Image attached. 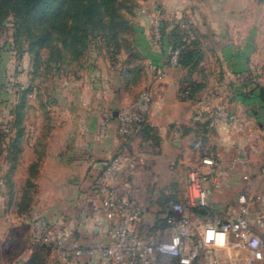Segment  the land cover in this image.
Returning a JSON list of instances; mask_svg holds the SVG:
<instances>
[{
  "label": "crops",
  "instance_id": "crops-1",
  "mask_svg": "<svg viewBox=\"0 0 264 264\" xmlns=\"http://www.w3.org/2000/svg\"><path fill=\"white\" fill-rule=\"evenodd\" d=\"M163 1L170 2L167 10L157 5L154 13L141 16L132 58L96 57L77 77L71 74L55 84L48 136L41 137L38 124L34 137L5 144L7 162L16 165L0 174V264H37L40 256H56L51 247H29L37 218L66 234L67 252L58 257L59 264H120L101 250L114 219L103 209L98 185L121 147L115 113L147 87L153 94L150 128L127 146L137 168L130 178L121 174L113 181L125 193L132 180L144 210L137 233L144 239L150 234L147 240L155 241L170 237L159 221L178 195L176 171L196 159L204 171L218 173L213 191L218 198L224 197L222 187L240 189L257 207L254 195L264 192V12L255 8L254 0ZM187 4H195L186 13L203 52L194 69L169 66L173 37L163 24L181 16ZM156 23L161 26L160 43L155 40ZM188 81L202 85L192 98L182 93ZM130 87L133 94L127 93ZM227 98L242 123L239 132L224 124L208 126L212 109ZM106 119L111 120L109 133L101 136ZM208 154H216L215 165L203 163ZM213 200L218 199L211 196L212 214L225 215ZM37 249L45 251L38 255Z\"/></svg>",
  "mask_w": 264,
  "mask_h": 264
},
{
  "label": "built area",
  "instance_id": "built-area-1",
  "mask_svg": "<svg viewBox=\"0 0 264 264\" xmlns=\"http://www.w3.org/2000/svg\"><path fill=\"white\" fill-rule=\"evenodd\" d=\"M183 28L187 34L186 43L172 48L168 62L171 67L179 66L182 50L196 38L190 25L183 24ZM154 29L155 40L160 43V23H156ZM188 94L189 90L185 91V95ZM152 102L153 94L147 87L130 104L119 110L116 117L121 147L109 161L98 185L103 209L114 219V225L108 232L109 241L101 249L103 255L120 264H152L154 253L172 258L175 264H218L214 247L207 240L210 236L221 234L235 238L233 245L245 251L246 264H264V192L258 197L256 208L249 194L242 193L225 215L214 216L210 200L217 175L213 170L188 171L191 206L200 209L201 214L182 216V207L176 203L168 217L170 238L167 241L147 240L137 233L144 210L133 190L132 180L128 181L129 189L125 193H121L113 181L121 174L130 178L137 168V160L128 154L127 146L147 124ZM110 123L109 119L103 122L100 127L101 136L108 135ZM220 124L232 131L242 130L239 117L231 110L229 98L220 101L211 111L209 127L214 128ZM203 163L213 166L215 160L207 155ZM261 173L264 174V168ZM246 179L249 177L246 176ZM178 213L180 217L176 216ZM29 246L54 247L65 256L66 234L61 229H54L48 220L37 218L32 222Z\"/></svg>",
  "mask_w": 264,
  "mask_h": 264
},
{
  "label": "rangeland",
  "instance_id": "rangeland-1",
  "mask_svg": "<svg viewBox=\"0 0 264 264\" xmlns=\"http://www.w3.org/2000/svg\"><path fill=\"white\" fill-rule=\"evenodd\" d=\"M169 4L170 2L163 0H117L112 12L101 13L98 17H94L91 24L84 30L85 43H87L85 48L81 49L77 46L69 52L63 51L60 45L55 48L37 46L32 49L30 44L33 40L29 32L32 36L36 34L37 30L34 25L29 31L24 32L20 40L16 41L12 17L2 18V15L0 16V174L7 173V170L16 165L14 162L10 164L7 162L8 151L5 144L8 141L17 139L21 143L22 139L34 137L37 131L33 128H37L38 124L42 129L41 137L45 138L52 132L49 125L53 120L55 84L61 80L63 82L68 80L71 74L77 77L85 66L92 64L91 59L96 57L104 59H114L116 56L132 58L134 45L138 41L137 36L142 24L141 16L146 12L154 13L157 5H159V9L165 11L170 6ZM194 5H184L185 10L181 16L163 21V24H167L171 32L175 33L176 41H183L187 37L183 24H188L193 28V23L188 19L186 12L189 8L194 10ZM254 5L255 8L264 12V0H254ZM194 41L198 44L201 43L197 36ZM80 42L81 40L78 43ZM117 43L120 45L118 48L113 46ZM209 80L214 81V79ZM135 82L139 83L140 79H136ZM130 88L127 93L133 94V87ZM19 154V150H16V155L13 158H19ZM199 162L200 160L196 159L186 168L178 169L174 176L178 189V195L175 198L182 207V216L190 217L194 214L191 210L188 171L190 169L203 170V165ZM214 188L215 186L213 191H215ZM225 188L222 187L225 192L224 197L218 198V195L213 191L211 195L212 198L218 199L213 200L214 205L222 207L224 213L235 204V197L242 194L240 189ZM259 196L260 193H255L254 199ZM176 216L180 217L179 213ZM146 236V239L151 237L150 234H146ZM169 238L167 234L162 235L160 241H167ZM234 239L233 236L217 234L210 236L207 240L208 244L214 247L218 264H246L245 251L233 245ZM49 249H52L56 256L54 258L40 256L37 264H59L57 259L63 257L61 252L54 247ZM35 251L40 253L38 255H42L45 250L37 249ZM48 252L50 251L48 250ZM151 260L152 264H175L172 258L168 260L158 253H154ZM4 264L8 263L4 262Z\"/></svg>",
  "mask_w": 264,
  "mask_h": 264
},
{
  "label": "trees",
  "instance_id": "trees-1",
  "mask_svg": "<svg viewBox=\"0 0 264 264\" xmlns=\"http://www.w3.org/2000/svg\"><path fill=\"white\" fill-rule=\"evenodd\" d=\"M117 0H0V16L2 18L12 17L15 40H20L25 31L36 26V34L32 36L31 48L45 47L55 48L60 45L65 52L74 50L77 46L84 49V30L91 24L94 17L101 13L112 12ZM165 29L167 26L165 25ZM45 34V35H43ZM173 48L185 45L186 40L176 41L173 32ZM58 37V38H57ZM81 40L80 43H78ZM57 41V42H56ZM119 47V43L113 45ZM203 58L200 44L196 41L186 45L182 50L179 59V66L185 68H196ZM200 83L188 81L182 88L185 97L192 98L201 89ZM189 94L185 95V91ZM264 99V90H262ZM209 126V124H208ZM149 125L145 124L140 134L149 130ZM215 152V150H213ZM217 161L216 154H208ZM173 205L178 203L177 199H171ZM197 214H201L200 209H194ZM166 217L160 220L159 227L169 229V211L165 209ZM159 224V223H158ZM158 226H154L156 228ZM44 248L46 246H37Z\"/></svg>",
  "mask_w": 264,
  "mask_h": 264
},
{
  "label": "water",
  "instance_id": "water-1",
  "mask_svg": "<svg viewBox=\"0 0 264 264\" xmlns=\"http://www.w3.org/2000/svg\"><path fill=\"white\" fill-rule=\"evenodd\" d=\"M117 114H118V113L116 112V113H115V116H117Z\"/></svg>",
  "mask_w": 264,
  "mask_h": 264
}]
</instances>
